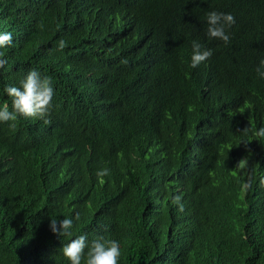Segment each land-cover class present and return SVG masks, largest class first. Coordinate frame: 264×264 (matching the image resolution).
Wrapping results in <instances>:
<instances>
[{"label": "trees", "instance_id": "obj_1", "mask_svg": "<svg viewBox=\"0 0 264 264\" xmlns=\"http://www.w3.org/2000/svg\"><path fill=\"white\" fill-rule=\"evenodd\" d=\"M209 11L234 16L228 45ZM4 32L0 106L33 69L54 96L50 123H0V264H70L83 234L119 264H264V0H0ZM193 40L213 52L195 68Z\"/></svg>", "mask_w": 264, "mask_h": 264}, {"label": "clouds", "instance_id": "obj_2", "mask_svg": "<svg viewBox=\"0 0 264 264\" xmlns=\"http://www.w3.org/2000/svg\"><path fill=\"white\" fill-rule=\"evenodd\" d=\"M207 22V35L209 38L222 40L225 45L230 43V36L226 33V28L235 24V18L232 14L217 11H209L205 14ZM43 29V25H38ZM205 33V30H204ZM13 44L11 32L0 33V49H4ZM67 46L64 39L58 41L55 50L63 51ZM211 49L204 47L199 41H192L191 67L195 68L202 62H205L212 56ZM4 52L0 51V68L7 63L4 58ZM260 66L264 67V60H261ZM257 73L264 78V72L257 68ZM6 94L11 98V106L4 104L0 106V123L15 122L19 117H33L44 120L45 124L50 123L48 117L53 108L54 88L51 79L47 76H41L37 70H30L23 79L19 81V86H6ZM14 124H10V127ZM248 128L244 129L247 132ZM256 135L264 137V127L260 128ZM247 146V143H245ZM247 158L241 159L236 168L244 170L248 167ZM109 174L107 168L100 169L96 175L103 182V177ZM252 186V179L248 178L242 182L243 190L247 191ZM260 186L264 187V178L260 179ZM181 196L176 195L172 198V204L178 205V211L183 212L184 205L180 202ZM80 219L77 213L73 218H50L49 227L53 234L58 238L61 236H72L74 220ZM64 257L70 264H119L121 256V246L119 241L106 239L104 236H98L89 242L87 234L79 235L70 242L64 244L61 249Z\"/></svg>", "mask_w": 264, "mask_h": 264}]
</instances>
